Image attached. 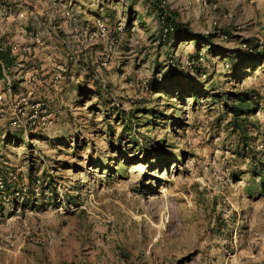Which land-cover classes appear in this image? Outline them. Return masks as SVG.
Wrapping results in <instances>:
<instances>
[{
  "label": "rangeland",
  "instance_id": "374dc122",
  "mask_svg": "<svg viewBox=\"0 0 264 264\" xmlns=\"http://www.w3.org/2000/svg\"><path fill=\"white\" fill-rule=\"evenodd\" d=\"M14 41L0 264H264V0H0V46ZM19 94L53 123L26 109L11 126Z\"/></svg>",
  "mask_w": 264,
  "mask_h": 264
},
{
  "label": "built area",
  "instance_id": "2783aa9c",
  "mask_svg": "<svg viewBox=\"0 0 264 264\" xmlns=\"http://www.w3.org/2000/svg\"><path fill=\"white\" fill-rule=\"evenodd\" d=\"M166 32H167V28L165 27L163 28L162 31L163 37L165 36ZM33 42L38 44L39 49L45 50V46L41 42L39 35H34ZM3 50H5V48L3 46H0V51ZM9 50L10 53L13 54L15 51L20 50V47L17 44H13L9 47ZM44 59L46 65L49 68V71L51 70L49 79L54 84H56L58 80L61 78L63 72H65L66 67L64 66L63 63L57 62L51 53H46ZM2 70H4L3 66H2ZM37 78H38L37 76H33V80ZM10 88H11V82L7 81V89ZM3 100H4V93L0 91V115H2L5 112L2 103ZM26 109H28L29 111V114L26 117V121L29 127L46 128L53 123V116L50 112H46V106L42 100H32L30 99L29 95L19 94L17 97L13 99V102L11 103V110L14 114V116L10 120L11 126L21 127L22 122L19 120L18 115H22ZM15 177H16L15 175H12L11 178L14 179ZM4 187L5 184L3 180L0 179V189H4ZM12 196L17 199L21 198V192L18 189H15L13 190Z\"/></svg>",
  "mask_w": 264,
  "mask_h": 264
},
{
  "label": "trees",
  "instance_id": "16d2710c",
  "mask_svg": "<svg viewBox=\"0 0 264 264\" xmlns=\"http://www.w3.org/2000/svg\"><path fill=\"white\" fill-rule=\"evenodd\" d=\"M163 28H167V32L165 33V36L163 37V40H168L170 34L174 33L176 30H178V25L176 24V22L173 19H169L168 17L165 18V21H163ZM206 38V40H209V37H204ZM196 60L198 59L197 56H195ZM0 77H1V73H2V66L3 69L7 68L9 69L15 61V57L14 55H12L10 53L9 49H5L3 51H0ZM255 59L254 57L250 58L247 60V65L249 66H254L255 64ZM167 89V87H166ZM228 100V99H227ZM232 101V103H230L229 105H226L227 108L229 109V112L232 114L233 116V124L236 128H238L239 130L242 129L241 128V121L244 120L243 116H247L249 114H251V112H253V106H252V97L251 94H249L247 91H241V92H237L235 93V95L233 97H231L230 99ZM5 187L7 190H11L10 189V182L8 181V179L5 181ZM3 190V189H0Z\"/></svg>",
  "mask_w": 264,
  "mask_h": 264
},
{
  "label": "crops",
  "instance_id": "0c3cea01",
  "mask_svg": "<svg viewBox=\"0 0 264 264\" xmlns=\"http://www.w3.org/2000/svg\"><path fill=\"white\" fill-rule=\"evenodd\" d=\"M42 37H44L45 39H47L48 37H49V35H42ZM24 40L25 39H15V41L16 42H19V44L21 45V44H23L24 43ZM15 41H14V44H16L15 43ZM27 42H31L32 43V39H30V41H27ZM11 43H9V45H10ZM49 47V46H48ZM33 49V55H35L36 56V54H37V51H36V49L35 48H32ZM30 50L31 49H29L28 51H29V53H30ZM15 57V56H14ZM16 62V57H15V61H14V63ZM14 65V64H13ZM12 65V66H13ZM19 66H22L23 64H18ZM11 68V67H10ZM9 68V69H10ZM44 68V67H43ZM42 69V68H41ZM21 72H22V69H21ZM2 80L4 81V83L6 84V86H7V81H10L11 82V80H10V78L7 76V75H5V73H4V75H3V77H2ZM12 86V85H11ZM7 89V88H6ZM31 89H32V87H31ZM8 90V89H7ZM29 90V89H28ZM28 94H30V93H32L31 91H28L27 92Z\"/></svg>",
  "mask_w": 264,
  "mask_h": 264
}]
</instances>
